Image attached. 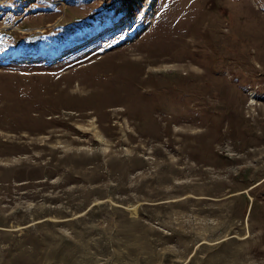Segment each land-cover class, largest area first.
Wrapping results in <instances>:
<instances>
[{
    "label": "rangeland",
    "instance_id": "1",
    "mask_svg": "<svg viewBox=\"0 0 264 264\" xmlns=\"http://www.w3.org/2000/svg\"><path fill=\"white\" fill-rule=\"evenodd\" d=\"M0 264H264V0H0Z\"/></svg>",
    "mask_w": 264,
    "mask_h": 264
},
{
    "label": "bare ground",
    "instance_id": "2",
    "mask_svg": "<svg viewBox=\"0 0 264 264\" xmlns=\"http://www.w3.org/2000/svg\"><path fill=\"white\" fill-rule=\"evenodd\" d=\"M254 101H255V99H254V95H253V93H252V94H251V102H250V103L252 104V103H254ZM2 134H3V132H2Z\"/></svg>",
    "mask_w": 264,
    "mask_h": 264
}]
</instances>
